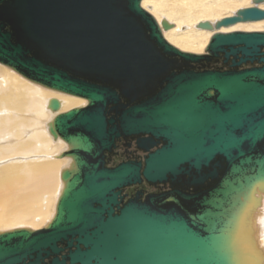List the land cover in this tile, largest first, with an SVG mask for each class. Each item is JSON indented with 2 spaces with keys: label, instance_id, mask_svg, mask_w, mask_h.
Segmentation results:
<instances>
[{
  "label": "water",
  "instance_id": "95a60500",
  "mask_svg": "<svg viewBox=\"0 0 264 264\" xmlns=\"http://www.w3.org/2000/svg\"><path fill=\"white\" fill-rule=\"evenodd\" d=\"M141 0H0V65L85 106L47 125L70 160L51 221L0 232V264H264L256 214L264 200V31L215 33L203 54L170 45ZM252 7L214 25L264 20ZM223 56L229 71L197 70ZM242 65L255 67L239 70ZM115 118H107L109 113ZM162 143L143 163L105 169L119 138ZM185 179L172 191L122 201L126 187ZM209 180L208 187L202 190ZM70 240V241H69ZM74 245V246H73ZM74 250H71V249Z\"/></svg>",
  "mask_w": 264,
  "mask_h": 264
},
{
  "label": "bare ground",
  "instance_id": "6f19581e",
  "mask_svg": "<svg viewBox=\"0 0 264 264\" xmlns=\"http://www.w3.org/2000/svg\"><path fill=\"white\" fill-rule=\"evenodd\" d=\"M141 2V8L148 9L150 13L144 10L155 17L158 23L165 20L173 25L171 29L163 32L164 39L175 48L192 54H203L215 33L264 31V20L236 23L213 31L197 28L199 23L209 22L214 25L223 18L234 16L239 9L252 7L254 5L252 0H141ZM257 7L264 10V3ZM1 66L0 227L6 230L0 232L16 228L40 230L54 216L62 189L60 172L70 163L67 158H58L66 150L64 143L56 141L63 144L60 150L62 145H55L51 138L48 137L50 141L47 138V125L57 114L47 110L48 102L53 98L57 99L61 104L59 113L82 107L86 102L80 98L43 89L17 74L28 82L26 83L17 77L15 72L14 74L12 70L5 71L2 68L4 66ZM19 114L26 117H18ZM50 158L65 161L60 170H57L59 163L49 160ZM56 174L59 181L58 187L54 189L57 185ZM30 223H34L32 225L34 228L18 227ZM256 239L264 253V200L256 214Z\"/></svg>",
  "mask_w": 264,
  "mask_h": 264
},
{
  "label": "flooded vegetation",
  "instance_id": "af4514ba",
  "mask_svg": "<svg viewBox=\"0 0 264 264\" xmlns=\"http://www.w3.org/2000/svg\"><path fill=\"white\" fill-rule=\"evenodd\" d=\"M231 58L227 61L223 58V56H219L218 58L209 59L208 61L202 62L201 65L197 67V70H214V71H229L231 68ZM251 65H242L239 70L247 69L255 67ZM85 106V104H84ZM115 116L113 113H109L107 118ZM149 139L148 136L141 137H129V138H119L115 141V143L111 146L110 150L104 152L102 154V162L103 167L105 169H113L122 163H143L145 157H147L150 153L155 152L157 149L162 147V143L152 140L153 145H141L142 140ZM209 180L204 183V186L201 188L204 190L208 187ZM172 191H179L184 193L185 195H192L195 193L194 188L188 186L186 184V180L183 179L179 183L176 182L175 185L172 184H156L150 185L145 182H142L138 185H133L126 187L122 190L121 197L122 201L126 202L128 199L135 196V194L140 193V200L145 201L148 196H159L162 194H166ZM70 241V240H69ZM62 252L57 256H49L47 259L43 261V264H50L53 259H57L58 261H62L65 259L68 253V249H66V242H61L57 245ZM74 246V245H73ZM71 250H74L73 248ZM30 261L27 260L28 264ZM65 264H69L66 262Z\"/></svg>",
  "mask_w": 264,
  "mask_h": 264
},
{
  "label": "rangeland",
  "instance_id": "374dc122",
  "mask_svg": "<svg viewBox=\"0 0 264 264\" xmlns=\"http://www.w3.org/2000/svg\"><path fill=\"white\" fill-rule=\"evenodd\" d=\"M142 3V2H141ZM143 8V7H142ZM143 9H145V8H143ZM146 11H148L149 13H150V11L148 10V9H145ZM155 18V17H154ZM156 19V18H155ZM158 21V20H157ZM2 67V66H1ZM2 68H4L5 69V71H10V69H8V68H6V67H2ZM10 72H12V71H10ZM12 73H14V72H12ZM15 74V73H14ZM17 77H19L17 74H15ZM20 79H22L21 77H19ZM23 80V79H22ZM23 81H25V80H23ZM26 82V81H25ZM26 83H28V82H26ZM30 84V83H29ZM32 85V84H31ZM34 86V85H33ZM37 87V86H36ZM40 87V86H39ZM38 87V88H39ZM39 89H41V88H39ZM44 89V88H43ZM43 89H41V90H43ZM47 90V89H46ZM45 91V90H44ZM43 91V92H44ZM49 91V90H48ZM48 91H46V92H48ZM45 92V93H46ZM52 92V91H51ZM51 92H48V93H51ZM54 93H56V92H54ZM53 94V93H52ZM58 94V93H57ZM51 95V94H50ZM60 95H62V94H60ZM51 98V97H50ZM70 99H72V98H70ZM72 100H75V99H72ZM76 100H79V99H76ZM83 104H84V102H83ZM48 113V112H47ZM49 114V113H48ZM17 116V115H16ZM18 117H26V115L25 116H23L22 114H19L18 115ZM43 126V125H42ZM44 129H45V125H44V127H43ZM46 131V130H45ZM47 134H48V132H47ZM47 136V135H46ZM51 138L50 136H49V134H48V136H47V138ZM48 138V139H49ZM49 141H50V139H49ZM51 141H52V143L53 144H57V145H62L61 146V148H60V150L62 149V147H63V144L62 143H64V142H62L61 140H57V141H61L62 143H60V142H54L53 140H52V138H51ZM64 145H65V143H64ZM65 147H66V145H65ZM52 158H50L49 160H51ZM51 161H55V162H58L59 164H58V167H57V170L59 169L60 170V168L63 166V164H64V160H55V159H53V160H51ZM58 174V173H57ZM57 174H56V176H57ZM57 178V180H56V184L57 185H55V187H54V189H56L57 187H58V176L56 177ZM61 183V182H60ZM49 220V219H48ZM32 225H34V223H30L29 225H26V226H18V227H31V228H34ZM40 228V227H39ZM10 229V228H9ZM0 230H6V228H1L0 227Z\"/></svg>",
  "mask_w": 264,
  "mask_h": 264
}]
</instances>
